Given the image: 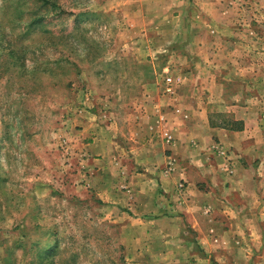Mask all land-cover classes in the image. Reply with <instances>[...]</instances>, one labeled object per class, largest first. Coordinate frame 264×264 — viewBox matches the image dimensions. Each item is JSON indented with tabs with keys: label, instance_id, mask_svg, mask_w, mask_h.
I'll return each instance as SVG.
<instances>
[{
	"label": "rangeland",
	"instance_id": "rangeland-1",
	"mask_svg": "<svg viewBox=\"0 0 264 264\" xmlns=\"http://www.w3.org/2000/svg\"><path fill=\"white\" fill-rule=\"evenodd\" d=\"M176 126L256 175L214 258L153 223ZM0 264H264V0H0Z\"/></svg>",
	"mask_w": 264,
	"mask_h": 264
},
{
	"label": "crops",
	"instance_id": "crops-1",
	"mask_svg": "<svg viewBox=\"0 0 264 264\" xmlns=\"http://www.w3.org/2000/svg\"><path fill=\"white\" fill-rule=\"evenodd\" d=\"M172 134L176 140L171 152L175 161V170L171 176H162L159 173L157 177H152L154 182L159 184L160 189L156 196L158 200H154V209L156 208V211L160 209L159 211L163 213L161 214L163 217H158L153 223L159 224L160 221H165L167 215L170 214L169 209L179 208L183 212H181L182 215L178 219L184 225L189 223V226H184V228H188L187 231L192 237L187 242L185 241L186 243L183 242L182 245L199 249L201 259L206 255L214 258L217 255L215 253L220 243L218 238L212 239L210 237L209 239L208 237L210 231L213 234L215 233L213 223L215 228L218 229L213 215L217 214L225 204L233 208L234 215L237 213V203L248 212L251 209V202H247V199L254 200L259 190L255 187L256 175L253 176L250 172L249 164L243 163L247 161L245 159V149L243 150L240 146L235 145V133H227L226 130L220 128L202 126L198 134V136L201 135L200 139L196 137L191 139L188 130L176 126L172 129ZM216 142L223 144V148L227 147L234 149L236 152L239 151V155L231 157L230 163L226 162L210 148ZM188 143H191L192 146ZM162 151L159 150V154L156 155L161 164L163 162ZM239 157L240 159L242 157L243 160L236 159ZM227 164H230V170H227ZM229 172L230 175L227 174ZM178 181H182L185 185L181 198L183 207L176 205V202L169 206L176 200L174 185ZM206 209H211L213 214L202 215L201 212ZM222 212L228 214L225 208ZM222 212L221 215L224 214ZM185 214L188 215L187 218ZM208 215L210 217H207ZM176 221L178 220H175V223ZM231 222H233V219H229L226 225L228 226Z\"/></svg>",
	"mask_w": 264,
	"mask_h": 264
},
{
	"label": "built area",
	"instance_id": "built-area-1",
	"mask_svg": "<svg viewBox=\"0 0 264 264\" xmlns=\"http://www.w3.org/2000/svg\"><path fill=\"white\" fill-rule=\"evenodd\" d=\"M169 81H170V80L167 78V79H166V82H169ZM165 137L167 138V140L169 139L168 136H165ZM181 188H182L181 185L178 184V185H177V189L180 190Z\"/></svg>",
	"mask_w": 264,
	"mask_h": 264
},
{
	"label": "trees",
	"instance_id": "trees-1",
	"mask_svg": "<svg viewBox=\"0 0 264 264\" xmlns=\"http://www.w3.org/2000/svg\"><path fill=\"white\" fill-rule=\"evenodd\" d=\"M49 250H50V248H49Z\"/></svg>",
	"mask_w": 264,
	"mask_h": 264
}]
</instances>
